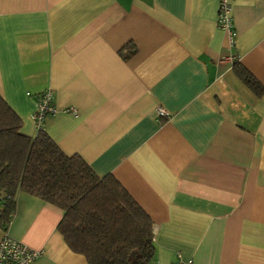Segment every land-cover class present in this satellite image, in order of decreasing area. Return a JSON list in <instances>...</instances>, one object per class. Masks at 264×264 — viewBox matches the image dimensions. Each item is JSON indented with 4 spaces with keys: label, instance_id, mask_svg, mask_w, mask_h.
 <instances>
[{
    "label": "crops",
    "instance_id": "0c3cea01",
    "mask_svg": "<svg viewBox=\"0 0 264 264\" xmlns=\"http://www.w3.org/2000/svg\"><path fill=\"white\" fill-rule=\"evenodd\" d=\"M218 7L0 0V96L20 133L37 134V95L51 90L56 113L43 131L149 216L148 264H264V0H231L233 44ZM62 216L17 192L6 232L42 252L32 264H89L57 230Z\"/></svg>",
    "mask_w": 264,
    "mask_h": 264
},
{
    "label": "trees",
    "instance_id": "16d2710c",
    "mask_svg": "<svg viewBox=\"0 0 264 264\" xmlns=\"http://www.w3.org/2000/svg\"><path fill=\"white\" fill-rule=\"evenodd\" d=\"M234 71L262 95L263 87L243 66ZM21 126L0 96V191L9 196L1 229L7 230L15 194L23 192L62 210L57 230L89 264H148L154 256L151 219L120 183L111 175L97 177L79 156L63 154L45 131L27 137Z\"/></svg>",
    "mask_w": 264,
    "mask_h": 264
},
{
    "label": "built area",
    "instance_id": "2783aa9c",
    "mask_svg": "<svg viewBox=\"0 0 264 264\" xmlns=\"http://www.w3.org/2000/svg\"><path fill=\"white\" fill-rule=\"evenodd\" d=\"M217 25L228 35L229 42L233 44L235 33L231 17V0H219ZM70 111L74 112V109H71ZM55 113L56 108L53 104L52 91L48 89L39 93L37 95V106L34 113L37 132L39 130H43V123L45 119ZM158 114L159 116H166V113L161 109H159ZM8 199L9 196L0 191V215L1 211L5 208V202ZM12 215H10V221ZM3 232L5 234L0 239V264H32L42 255L41 251L32 250L22 242L9 236L7 232ZM172 264H191V261L185 262L178 259Z\"/></svg>",
    "mask_w": 264,
    "mask_h": 264
}]
</instances>
